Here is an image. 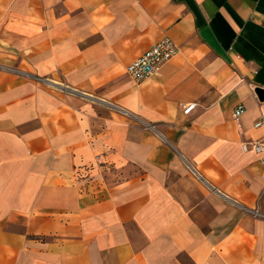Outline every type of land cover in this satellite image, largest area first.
<instances>
[{
    "label": "crops",
    "instance_id": "1",
    "mask_svg": "<svg viewBox=\"0 0 264 264\" xmlns=\"http://www.w3.org/2000/svg\"><path fill=\"white\" fill-rule=\"evenodd\" d=\"M256 87L264 0H0V264H264Z\"/></svg>",
    "mask_w": 264,
    "mask_h": 264
},
{
    "label": "built area",
    "instance_id": "2",
    "mask_svg": "<svg viewBox=\"0 0 264 264\" xmlns=\"http://www.w3.org/2000/svg\"><path fill=\"white\" fill-rule=\"evenodd\" d=\"M177 52L178 46L174 41L168 37L160 38L147 50L129 62L124 67V72L133 82H140L154 74L163 63L168 61ZM193 105L194 103L182 106V113L186 114ZM241 112L242 107H236L232 112V117L235 119ZM252 126L254 128L262 127L264 129V119L262 117L257 118ZM241 149L243 151L251 149L256 154L257 161L260 165L259 175L264 181V133L256 140L241 143ZM252 213L253 215H262L256 209H253Z\"/></svg>",
    "mask_w": 264,
    "mask_h": 264
},
{
    "label": "water",
    "instance_id": "3",
    "mask_svg": "<svg viewBox=\"0 0 264 264\" xmlns=\"http://www.w3.org/2000/svg\"><path fill=\"white\" fill-rule=\"evenodd\" d=\"M254 91L257 93L258 97L260 99L264 98V89L256 87Z\"/></svg>",
    "mask_w": 264,
    "mask_h": 264
}]
</instances>
